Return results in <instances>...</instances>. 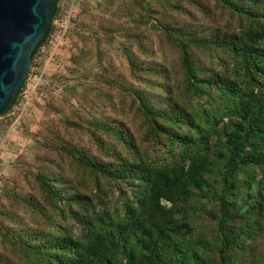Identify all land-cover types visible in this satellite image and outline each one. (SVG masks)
I'll return each instance as SVG.
<instances>
[{
	"label": "trees",
	"instance_id": "16d2710c",
	"mask_svg": "<svg viewBox=\"0 0 264 264\" xmlns=\"http://www.w3.org/2000/svg\"><path fill=\"white\" fill-rule=\"evenodd\" d=\"M73 30L97 79L47 101L0 264H264V0H100Z\"/></svg>",
	"mask_w": 264,
	"mask_h": 264
},
{
	"label": "rangeland",
	"instance_id": "374dc122",
	"mask_svg": "<svg viewBox=\"0 0 264 264\" xmlns=\"http://www.w3.org/2000/svg\"><path fill=\"white\" fill-rule=\"evenodd\" d=\"M100 0L68 1V9L64 17L55 21L56 31L49 42L41 48L35 65L31 67L26 85L22 92V100L10 112L13 118L6 135L0 139V193L4 184L17 175L16 162L24 156H34L37 135L54 114L46 111V103L52 97L58 100L70 94L67 88L83 89V85L97 79L98 66L94 59L87 60L81 56L83 41L78 40L73 30V20L83 16L87 21L93 19ZM87 9V10H86ZM94 35V33H93ZM104 38L102 33H97ZM117 38L115 46L118 45ZM92 42H89V46ZM114 46V48H116ZM72 103L78 104L73 98ZM70 109L63 107L62 115L67 116ZM3 117H0V122ZM239 195L238 201L245 199Z\"/></svg>",
	"mask_w": 264,
	"mask_h": 264
},
{
	"label": "water",
	"instance_id": "95a60500",
	"mask_svg": "<svg viewBox=\"0 0 264 264\" xmlns=\"http://www.w3.org/2000/svg\"><path fill=\"white\" fill-rule=\"evenodd\" d=\"M54 0H0V115L28 78L32 54L52 19Z\"/></svg>",
	"mask_w": 264,
	"mask_h": 264
},
{
	"label": "built area",
	"instance_id": "2783aa9c",
	"mask_svg": "<svg viewBox=\"0 0 264 264\" xmlns=\"http://www.w3.org/2000/svg\"><path fill=\"white\" fill-rule=\"evenodd\" d=\"M71 3H75L76 1H78V0H69Z\"/></svg>",
	"mask_w": 264,
	"mask_h": 264
}]
</instances>
